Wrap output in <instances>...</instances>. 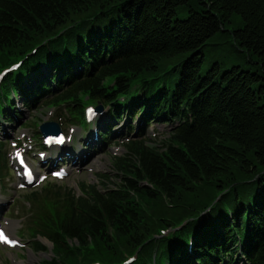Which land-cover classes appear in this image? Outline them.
Wrapping results in <instances>:
<instances>
[{
    "label": "trees",
    "instance_id": "16d2710c",
    "mask_svg": "<svg viewBox=\"0 0 264 264\" xmlns=\"http://www.w3.org/2000/svg\"><path fill=\"white\" fill-rule=\"evenodd\" d=\"M228 42L253 68L207 61ZM16 63L6 122L16 98L87 129L99 102L109 121H175L159 146L126 137L78 195L26 194L41 264H264V0H0V71Z\"/></svg>",
    "mask_w": 264,
    "mask_h": 264
},
{
    "label": "rangeland",
    "instance_id": "374dc122",
    "mask_svg": "<svg viewBox=\"0 0 264 264\" xmlns=\"http://www.w3.org/2000/svg\"><path fill=\"white\" fill-rule=\"evenodd\" d=\"M235 20L236 26H239L238 19L235 18ZM216 39L224 40V38ZM206 58L207 61L223 59L227 63L238 64L242 68L253 66V63L247 61V57L243 53H239L229 46V42L225 45L212 47V49L208 48ZM15 101H18L17 98ZM103 108L106 110L104 117L109 118V107L103 105ZM54 109L55 107L47 105L27 109L18 102L14 114L10 111L13 121L4 123V120L0 119V198L3 199L0 207V230L8 229L9 235L15 241L13 246L0 241V264H41L53 256L50 241L41 235L33 238L27 228V220L30 218L29 214L33 208L32 204L27 201L28 191L38 190L46 185L52 189L51 195L53 196L60 194L64 188L78 195L80 182L96 183L100 180V174L114 175L112 161L115 156L124 154L125 148L122 142L126 140V137H137V131L140 130V135L148 138V144L159 146L167 138V132L175 122L153 119L147 123L143 120L141 112L132 118L125 113L118 119L110 118L108 123L111 126L107 131L109 134L100 139L101 134H98L97 137L87 127L80 128L64 119L65 121H60L61 127L66 133L70 132L69 129H73L72 133L68 134V136L73 135V140L68 145V149H65L64 145L62 152L67 154L69 151L71 153L82 151L84 156L81 162L73 164L63 161L65 157L58 156L56 151L46 150L41 136L37 133L41 122L55 120V114L61 115V112L56 113ZM62 117L66 116L62 115ZM129 125L132 126V129L129 128ZM120 127L121 131L118 129ZM88 137L92 138L91 143H88ZM19 149L24 151L26 160L33 162L36 169L34 186H26L21 183L20 171L14 167V155ZM43 151L45 156L40 158L39 153ZM57 157L60 159L58 162H56ZM51 161L53 163L49 164ZM57 163L67 168L66 175L59 179L52 178L46 173L49 165L54 167ZM108 184L113 185L112 182ZM44 195L45 191L42 190L37 198L41 200ZM7 225L10 227L8 228ZM34 241L44 248L37 250ZM232 264L242 263L235 260Z\"/></svg>",
    "mask_w": 264,
    "mask_h": 264
},
{
    "label": "bare ground",
    "instance_id": "6f19581e",
    "mask_svg": "<svg viewBox=\"0 0 264 264\" xmlns=\"http://www.w3.org/2000/svg\"><path fill=\"white\" fill-rule=\"evenodd\" d=\"M103 118H105V117H103ZM118 129H120V131H121V127L120 128H118ZM87 141H88V143H91L92 142V138H87ZM61 148H62V145H57V144H52V145H50L49 147H48V151H50V152H54V151H59V150H61ZM85 150V149H84ZM58 155H60V156H62V158H63V156L65 157V158H63V161H65V162H72L73 164H78L79 162H81L83 159H84V156H83V152L82 151H80V152H72L71 153V151H69V153H68V155L66 156L62 151H60L59 153H58ZM20 178H21V181H23V177L22 176H20ZM2 203H3V199L2 198H0V207H1V205H2ZM10 225V224H9ZM9 225H7L8 226V228L10 227ZM6 226V227H7ZM7 237H8V239H11L12 237L9 235V230L8 229H2L1 230Z\"/></svg>",
    "mask_w": 264,
    "mask_h": 264
},
{
    "label": "water",
    "instance_id": "95a60500",
    "mask_svg": "<svg viewBox=\"0 0 264 264\" xmlns=\"http://www.w3.org/2000/svg\"><path fill=\"white\" fill-rule=\"evenodd\" d=\"M39 129L42 132L43 136H52L60 132L58 124L54 121H46L41 123Z\"/></svg>",
    "mask_w": 264,
    "mask_h": 264
},
{
    "label": "snow or ice",
    "instance_id": "6c2138e0",
    "mask_svg": "<svg viewBox=\"0 0 264 264\" xmlns=\"http://www.w3.org/2000/svg\"><path fill=\"white\" fill-rule=\"evenodd\" d=\"M16 155L19 156V153H17ZM56 175H59V174L57 173ZM29 177H30V173H29ZM0 241L6 242V243H15V241L9 240L8 237L2 231H0Z\"/></svg>",
    "mask_w": 264,
    "mask_h": 264
}]
</instances>
